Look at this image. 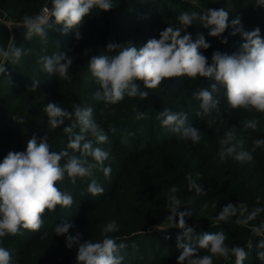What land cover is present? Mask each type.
I'll return each instance as SVG.
<instances>
[{"label": "trees", "instance_id": "1", "mask_svg": "<svg viewBox=\"0 0 264 264\" xmlns=\"http://www.w3.org/2000/svg\"><path fill=\"white\" fill-rule=\"evenodd\" d=\"M114 3L116 6L110 11L93 10L78 29L67 34L62 33L59 25L48 29L47 44L36 36L26 40L24 28L16 32L0 24V46L7 47L9 38L14 36L16 46L24 52L16 64L9 61L5 65L6 74L0 75V162L9 151L26 150L33 135L39 139L45 134L53 150H67L70 156H80L67 148L68 134L63 131L74 117L73 121L66 119L58 129L48 126L44 108L49 102H56L69 112H74L76 105L93 108L94 121L109 139L107 143H100L90 135L87 139L92 140L93 147L109 153L104 167H111L108 177L98 166L91 177L77 178L75 184L65 175L58 187L73 197V205L69 208L58 205L55 211H46L39 231L21 229L18 235L0 238V246L11 254L10 264H76L78 245L67 248L66 235L79 232L81 242L100 241L102 228L111 220L118 223L119 231L109 235L117 238L118 244L126 245L120 250L124 257L122 264H177L180 250L176 244L181 230L164 229L168 227L170 194L180 199L179 211H192V217H186V221L196 234L222 231L228 238L225 242L228 247L239 245L248 252L244 264H264L257 258L260 249L256 245L261 237L251 232L252 226L264 221V212L248 226L237 225L238 216L218 224L213 219L228 203L243 201L249 211L264 207V146L252 152V141L264 139V115L230 109L221 88L214 93L220 99L219 114L212 112L214 122L197 116L201 108L200 102L193 99V92L214 83L213 78L204 77L165 80L156 89H144L149 93L145 99L125 97L122 102L105 108L102 101L94 98L99 86L88 67L93 55L114 54L107 50L108 43H131L139 48L150 38L159 39V33L168 26H179L177 17L182 11L203 13L209 8H223L229 13V27L222 37L209 36L210 29L199 20L186 29L193 41L203 34L210 47L200 51L211 63L214 51L230 55L245 42L237 28L252 31L259 27L264 38V6L256 0H114ZM50 4L51 0H0V12L7 14L5 17L10 21H18L24 15L38 14ZM237 18L240 24L233 25ZM77 31L81 34L79 40ZM233 32L236 34L232 35ZM222 38L227 39L226 44L221 43ZM59 52L73 58L68 72L70 80L43 71L41 57ZM36 81L38 87L32 90ZM165 109L187 113V124L201 131L200 142L180 139L178 133L163 127L157 116ZM138 112L144 113V118L137 119ZM17 118H22L23 123L17 122ZM248 120L257 121L255 130H242ZM111 128L115 131H110ZM229 130L235 131L237 140L243 139L242 150L252 152L251 162L237 161L233 156L220 161V141ZM74 131L79 132V128ZM87 159L95 163L91 157ZM189 175L206 195L188 189ZM92 179L103 187L101 195L94 196L88 191ZM172 187L178 191L171 193ZM205 203L206 209L202 207ZM65 220L74 227L65 236L55 235V226ZM249 241L253 245L251 249L247 248ZM200 254L210 253L200 250ZM213 259L214 264H235V257Z\"/></svg>", "mask_w": 264, "mask_h": 264}, {"label": "clouds", "instance_id": "2", "mask_svg": "<svg viewBox=\"0 0 264 264\" xmlns=\"http://www.w3.org/2000/svg\"><path fill=\"white\" fill-rule=\"evenodd\" d=\"M256 3L264 6V0H256ZM115 6L114 0H51V7L44 6L34 16L24 15L18 21L0 19V24L6 25L9 30L13 27L24 28L26 40L36 36L47 44L48 29H55L59 25L62 33L67 34L78 29L84 18L90 16L93 10L107 12ZM197 20L203 27L210 29L208 35L211 37H222L229 27V13L223 8H209L203 13L182 11L177 17L179 26H168L159 33V39L150 38L139 48L131 43H108L107 50L114 54L93 55L88 61L91 76L99 86L94 98L102 101L105 108H108L122 102L125 97L145 99L149 93L144 89H156L165 80L176 77H204L213 78L214 83L209 88H200L193 92V99L200 102L201 112L197 113V116L208 117L209 123L214 122L213 110L217 114L220 111V99L214 96V93H218L221 88L230 109H242L264 115V38L261 37L260 28L252 31L237 28L236 31L242 33L245 41L239 50L230 55L219 50L214 51L209 63L208 58L200 51L210 47L203 34L193 41L191 35L186 33V29ZM232 24H240L239 18L232 21ZM235 34L236 32L232 33ZM76 39H81L79 31L76 32ZM221 43L226 44L227 39L222 38ZM23 54V49L16 46L14 36L9 38L7 47L0 46V75L6 74L5 65L9 61L16 64ZM40 62L43 71L49 75L58 74L63 80H70L68 72L73 63L72 57L59 52L41 57ZM38 84L39 81L33 82L32 90H35ZM44 112L52 130L58 129L66 119L73 121L74 117L71 125L64 127L63 131L68 134L67 148L79 152L80 156H70L67 150H53L47 134L39 139L33 135L27 141L24 151L8 152L0 162V238L18 235L21 229L39 231L43 226L46 211H55L58 205L71 207L74 203L73 197L58 187V183L64 181L65 175L75 184L77 178L91 177L93 169L98 166L105 177L111 174V167H104L109 153L100 147H93L92 140L87 139L88 135L100 143H107L109 139L94 121L91 106L76 105L74 112H69L59 103L49 102ZM136 118H144V113L138 112ZM157 119L163 127L178 133L180 139L190 140L194 144L200 142L201 131L187 124V113L165 109L158 113ZM16 120L23 123L22 118ZM77 127L79 132L74 131ZM256 127V120H248L242 130H255ZM110 131L114 132L115 129L111 128ZM243 143L242 138L237 140L234 130L225 133L220 141V161L224 162L227 157L233 156L237 161L251 162L252 152L264 146V139L252 141V152L242 150ZM88 157L95 163H90ZM64 158H67L66 162L61 164ZM187 179L189 190L195 189L197 194L206 195L191 175ZM88 191L95 196L101 195L104 189L96 179H92ZM177 191L176 187L171 188V193ZM259 199L257 197V204ZM180 205L181 201L176 195L168 196L167 207L170 215L166 217L168 227L164 229L174 227L181 230L176 244L180 250L177 264H214V257L225 260L235 257V264H244L248 256L244 247H228L225 243L228 238L222 231L196 234L194 228L189 227L186 221V217H192V211H179ZM202 207L206 209L208 204L205 203ZM262 212L264 207H254L249 211L248 205L241 201L239 204L228 203L213 219L218 224L238 216L235 223L248 226L249 222L255 220ZM73 227V223L65 220L55 226V235L65 236ZM118 231V223L111 220L102 228V240L89 239L81 242V234L77 232L74 236L66 235V247L71 249L78 245L76 264H122L124 257L120 255V250L126 245L118 244L117 238L109 235ZM251 232L261 237L256 245L260 249L257 251V258L264 262V221L252 226ZM252 247L249 241L247 248ZM200 250H206L210 254L201 255ZM10 261V252L0 246V264H10Z\"/></svg>", "mask_w": 264, "mask_h": 264}, {"label": "rangeland", "instance_id": "3", "mask_svg": "<svg viewBox=\"0 0 264 264\" xmlns=\"http://www.w3.org/2000/svg\"><path fill=\"white\" fill-rule=\"evenodd\" d=\"M50 7H51V4H50ZM0 19H7V20H9L8 18H6L1 12H0ZM10 21V20H9ZM20 29H22V28H16V27H13L12 28V30L13 31H16V32H18Z\"/></svg>", "mask_w": 264, "mask_h": 264}, {"label": "built area", "instance_id": "4", "mask_svg": "<svg viewBox=\"0 0 264 264\" xmlns=\"http://www.w3.org/2000/svg\"><path fill=\"white\" fill-rule=\"evenodd\" d=\"M48 7H50V5H47Z\"/></svg>", "mask_w": 264, "mask_h": 264}]
</instances>
